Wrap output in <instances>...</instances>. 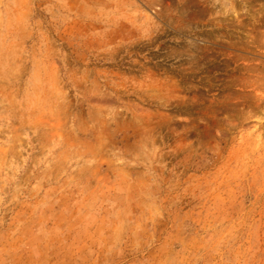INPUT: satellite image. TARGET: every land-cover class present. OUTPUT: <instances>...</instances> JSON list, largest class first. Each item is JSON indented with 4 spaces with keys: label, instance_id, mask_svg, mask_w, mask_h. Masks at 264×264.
I'll return each mask as SVG.
<instances>
[{
    "label": "rangeland",
    "instance_id": "1",
    "mask_svg": "<svg viewBox=\"0 0 264 264\" xmlns=\"http://www.w3.org/2000/svg\"><path fill=\"white\" fill-rule=\"evenodd\" d=\"M0 264H264V0H0Z\"/></svg>",
    "mask_w": 264,
    "mask_h": 264
}]
</instances>
